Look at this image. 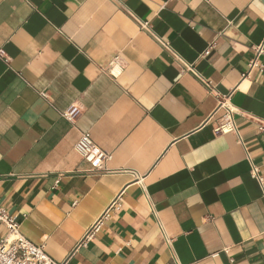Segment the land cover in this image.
Here are the masks:
<instances>
[{
  "label": "crops",
  "instance_id": "obj_1",
  "mask_svg": "<svg viewBox=\"0 0 264 264\" xmlns=\"http://www.w3.org/2000/svg\"><path fill=\"white\" fill-rule=\"evenodd\" d=\"M262 43L264 0H0V206L59 263L264 264Z\"/></svg>",
  "mask_w": 264,
  "mask_h": 264
},
{
  "label": "built area",
  "instance_id": "obj_2",
  "mask_svg": "<svg viewBox=\"0 0 264 264\" xmlns=\"http://www.w3.org/2000/svg\"><path fill=\"white\" fill-rule=\"evenodd\" d=\"M145 29H150L148 24H143ZM169 48L167 44H164ZM212 47L207 49L202 57H207L211 53ZM255 56L250 61V70L259 66V59L264 55V43L254 47ZM0 58L6 59V54L0 50ZM247 75H244L245 78ZM219 108H224L226 113L217 124V134L234 133L238 135V129L234 121V110L224 99H219ZM81 114V108L72 105L68 110L62 113V116L74 124ZM264 127H262V130ZM76 152L90 165L93 166L94 172L106 171V164L112 159L110 153L99 148L93 141L89 132L81 134L80 139L75 145ZM252 176L258 179L263 186V181L259 176V170L253 168ZM264 190V187H263ZM0 222L8 228V235L0 240V264H67L59 263L53 260L45 251L43 246H39L27 239L20 230V224L15 217L11 216L8 211L0 206ZM97 227V225H96ZM95 228V227H94ZM199 264V263H191Z\"/></svg>",
  "mask_w": 264,
  "mask_h": 264
}]
</instances>
